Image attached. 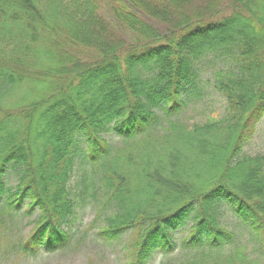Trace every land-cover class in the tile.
I'll return each instance as SVG.
<instances>
[{"label": "trees", "instance_id": "1", "mask_svg": "<svg viewBox=\"0 0 264 264\" xmlns=\"http://www.w3.org/2000/svg\"><path fill=\"white\" fill-rule=\"evenodd\" d=\"M13 21L15 35L8 33ZM12 36L29 57L18 55ZM56 52L57 63L46 65L42 56ZM205 58L221 64L214 88L227 116L178 136L197 145L208 165L206 185L197 183L203 169L162 167L157 184H168L172 174L175 186H194L170 194L173 204H162L164 211L139 212L124 192L126 177L105 162L106 136L145 135L160 110L172 115L198 98ZM53 77L58 83L46 82ZM24 82L58 90L13 108L0 103V210L9 218L23 207L27 215L39 212L10 251L34 257L69 243L88 187L82 179L77 197L70 182L77 161L88 160L103 170L102 209L118 212L98 230L99 239L111 243L135 233L125 264H151L156 252L177 249L223 264H260L235 246L236 234L218 219L223 209L257 237L264 261V155L244 154L264 119V0H0V91ZM190 220L176 241L173 233Z\"/></svg>", "mask_w": 264, "mask_h": 264}, {"label": "rangeland", "instance_id": "2", "mask_svg": "<svg viewBox=\"0 0 264 264\" xmlns=\"http://www.w3.org/2000/svg\"><path fill=\"white\" fill-rule=\"evenodd\" d=\"M215 6L212 11L220 8ZM13 22L14 24L9 26L8 33L15 35L18 25H16L17 22ZM15 41L17 42V37L13 38L12 36V46L17 48L18 55L22 58L29 57L25 54L24 47H18ZM30 45H33L32 41H30ZM42 58L46 65H51L52 62L57 63V59H60L57 52L52 56H42ZM202 66L201 82L197 90L200 96L198 98L190 97L180 112L166 115L164 111L160 110L158 124L152 130L128 141H123L114 135L106 136V140L110 144V152L105 162H109L115 171L126 177L128 187L124 192L127 193L126 196H132L129 198L136 203L133 205L139 208V212L157 214L164 211L166 208L162 204L168 205L171 202L173 204L170 194L178 191H180L178 193L184 194L189 190L188 186H194L185 183V181L180 182L181 186L178 184L175 186L176 181L172 174L166 178L168 184H157L154 177L162 167V172L166 169L168 172L170 166L173 165L180 167L193 165L195 169H203L200 177L197 174L199 178L197 183L204 187L206 185L208 174L204 168L208 165L204 160H199L198 153L194 149L197 145L193 141L185 140L183 135L178 136V132L188 135L196 131L198 126L201 127L210 121L223 120L227 116L225 98L214 88V73L221 67V64L212 58H205ZM56 79L58 78H47L46 82L49 80L57 82ZM46 82L44 84L24 82L7 87L0 91V103L6 108H13L38 96L47 98L56 92L58 87L52 88ZM244 154L250 157L264 155V119L258 124L256 134L251 142L244 148ZM106 170L109 169L105 168ZM102 173L103 170L100 166H93L88 160L77 161L75 164L70 182L72 192L77 197L80 196V191L84 189L82 186L84 178L88 187L83 194L85 204L77 212V219L70 230L71 239L62 249L53 252L42 251L34 257H24L10 251V247L13 245L12 241H19L35 227L39 212L36 211L28 216L24 212L25 207H23L21 211L17 214L14 213V216L9 218L7 212L0 210V264H125L128 252L127 243L135 233L131 234L129 231L121 238L113 239L111 243L99 239L97 234L101 227L108 224V217L118 213L113 206L102 209L104 195H100L99 188V178ZM149 181L152 184L154 182L157 187L151 185L152 188H148ZM172 183L174 188L170 186ZM10 184L14 186L16 179L10 177ZM92 195H96L98 198L94 199ZM166 198L169 199V202ZM171 205L169 208L172 207ZM217 215L222 226L236 234L235 246L243 249L251 259L264 264L257 237L250 233L232 212L223 209ZM98 216L99 218H97ZM95 218L97 220L94 222ZM186 224L185 227H179L173 233L176 241H181L185 237L192 221H187ZM226 252H230V249H225L224 253ZM220 259L215 261L216 258H204L203 253L197 251L186 252L177 249L168 255L156 252L151 264H223Z\"/></svg>", "mask_w": 264, "mask_h": 264}]
</instances>
